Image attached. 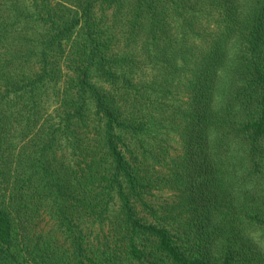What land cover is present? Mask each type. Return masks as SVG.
Segmentation results:
<instances>
[{
    "label": "trees",
    "instance_id": "1",
    "mask_svg": "<svg viewBox=\"0 0 264 264\" xmlns=\"http://www.w3.org/2000/svg\"><path fill=\"white\" fill-rule=\"evenodd\" d=\"M0 264H264V0H0Z\"/></svg>",
    "mask_w": 264,
    "mask_h": 264
}]
</instances>
